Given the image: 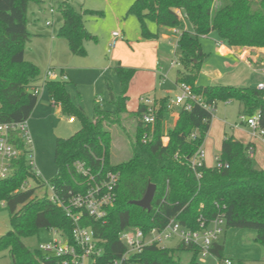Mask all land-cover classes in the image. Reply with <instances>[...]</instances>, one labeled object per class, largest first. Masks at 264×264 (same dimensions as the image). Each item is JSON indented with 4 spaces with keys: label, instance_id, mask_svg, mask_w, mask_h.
Returning <instances> with one entry per match:
<instances>
[{
    "label": "trees",
    "instance_id": "16d2710c",
    "mask_svg": "<svg viewBox=\"0 0 264 264\" xmlns=\"http://www.w3.org/2000/svg\"><path fill=\"white\" fill-rule=\"evenodd\" d=\"M39 1L0 0V117L5 121L29 119L39 101L35 90L42 79L40 68L25 57L26 44L32 37L27 28L28 7L30 2ZM60 11L64 22L58 35L67 40L73 54H85L84 41L94 36L86 28L84 15L101 13L79 12L70 0L61 2ZM128 13L139 18L143 37L148 40L158 38L162 28L182 30L177 41L182 65L177 83L190 85L207 104L238 100L241 114L253 116L259 112L264 127V91L251 86L197 84L206 56L201 36L217 31L229 46L264 48V0H134ZM147 20L157 23V32L148 29ZM186 21L193 25V33L185 29ZM112 71L120 80L121 91L115 93L110 80H106L105 86L115 108L106 109L96 104L93 116L74 103L66 81L50 80L46 85L53 102L59 104L65 114H72L82 122V127L72 136L57 139L55 162L59 170L49 180L55 192L67 200L87 186L88 179L75 169L79 161L91 167L95 174L108 170L119 174L116 200L109 207L106 219L94 221L84 217L83 220L95 230L104 247L98 264H108L125 253L127 247L120 239L124 229L137 227L145 232L163 229L173 218L197 229L201 215L211 220L223 214L226 227L253 229L255 241L264 246V168L255 166L249 153L250 145L225 133L219 155L225 165L194 167L191 160L206 140L213 112L192 103L191 109L182 107L175 125L164 131L169 112L168 98H164L157 101L160 109L156 122L146 125L142 120L143 104L135 111L128 109L130 84L137 69L118 63ZM125 115L136 123L132 155L112 164L113 137L109 127L121 124ZM74 116L71 117L75 119ZM146 133L150 135L147 141L144 140ZM14 142L21 150L20 157L14 162L13 174L0 179V201L8 207L11 222V229L0 237V256L8 252L12 264H65L66 259L43 255L38 249L32 251L24 242L41 228L62 230L73 242L74 223L48 195L38 197L36 188H22L29 177L38 186L46 185V181L29 165L23 140L16 137ZM150 184L157 188L148 211L131 201L142 199ZM179 250L193 252L188 264H203L198 260L199 249L182 242L176 247L147 245L133 260L136 264H185L176 255ZM212 252L221 260L224 244L217 241ZM68 264L73 263L68 261ZM235 264L251 263L239 259Z\"/></svg>",
    "mask_w": 264,
    "mask_h": 264
},
{
    "label": "rangeland",
    "instance_id": "374dc122",
    "mask_svg": "<svg viewBox=\"0 0 264 264\" xmlns=\"http://www.w3.org/2000/svg\"><path fill=\"white\" fill-rule=\"evenodd\" d=\"M62 1L40 0L39 2H30L28 7L27 28L30 33L37 35H32L31 42L29 41L26 44L25 57L39 66L42 76L39 101L28 121L34 139L35 167L44 181L53 179L59 170L55 162L57 139L68 138L82 127L81 120L72 114H65L61 106L53 102L47 87H44L45 80L52 78L48 74L49 71L57 75L59 79L56 80L67 82V89L72 100L76 105L82 106L89 116H93L96 104H101L106 109L115 108L110 101V92L106 88L105 82L110 80L114 92L120 93V80L112 71L113 66L118 63L137 69L129 89L131 100L128 109L131 111L138 109L140 95L142 94L150 97H154V95L162 97V92H169L168 99L171 102L180 92L175 85V79L182 66L178 65L176 68L171 69L172 62L176 57L179 60L181 55L178 42L174 38L171 41L162 40L161 36L155 40L145 39L139 18L135 14L128 13V9L134 0H70L79 12L94 10L101 13V15H84L86 28L94 38L88 37L85 39L86 53L83 55L73 54L67 40L58 35L59 28L64 22L60 11ZM52 9H54L55 14L54 12L51 14ZM47 19H50L51 24H46ZM187 23V25L185 23V29L191 31L193 25L190 21H187ZM147 26L152 32H157L159 28L157 23L152 20H147ZM114 31H121L123 37L113 49H110ZM216 34L219 35L218 32ZM147 41H156L158 50L155 49L157 44H147ZM252 54H259V59L264 60L263 50L256 48L252 50ZM156 58L159 63L158 69L155 64ZM206 61L209 62V59ZM228 75V78L234 77L233 75L230 76L229 73ZM245 75L244 73L242 79L247 77ZM199 76H202L201 72ZM203 77L205 76L203 75ZM242 81H228L226 79L219 82L233 86L254 87L256 85L252 80H250L251 82L241 83ZM100 96L103 98L101 102L99 101ZM175 106L167 113L164 131H167L174 124L175 115L178 113L177 108H174ZM240 107L241 103L238 100L219 101L213 112V119L217 117L219 122L225 120L228 123L226 128L229 133L232 132L234 126H242L246 129L248 126L242 124V118L239 114ZM71 116L75 117V122L70 121ZM126 116L121 124L109 127L113 137L111 146L112 164L127 160L132 155V142L135 139L136 123L135 119ZM214 127L215 131L211 136L213 142L208 144L205 150L202 149L204 150L207 166L216 165L215 156L220 155L219 147L214 143V140L223 128L219 123L215 124ZM25 187L36 188L38 197L45 195L50 197L52 195L49 186H38V183L31 177L23 183L22 188ZM10 229L9 209L3 201H0V237H3ZM55 236L60 237L59 234L55 235L48 228H41L37 234L26 237L24 242L32 251H35L41 242H49ZM255 236L256 231L253 229L225 227L224 233L219 238L225 246L224 257L220 260L214 254L207 257L199 254L198 260L203 264H225V259L230 257L234 264L239 259L246 261L251 259L249 261L251 264H263L264 246L255 241ZM179 243V239L173 238L164 240L161 245L176 247ZM251 245H258L261 248L260 255L256 253ZM176 255L180 257L183 263L188 264L193 257V252L179 250ZM85 263L89 264L90 259H86ZM0 264H12L8 252L0 256Z\"/></svg>",
    "mask_w": 264,
    "mask_h": 264
},
{
    "label": "built area",
    "instance_id": "2783aa9c",
    "mask_svg": "<svg viewBox=\"0 0 264 264\" xmlns=\"http://www.w3.org/2000/svg\"><path fill=\"white\" fill-rule=\"evenodd\" d=\"M54 12V9L51 10ZM48 24H51L49 21ZM121 31H114L112 33V40L110 42V49H113L122 39ZM179 63L178 58L172 62V65ZM51 79L45 80L44 87L50 80L59 79L52 71L48 72ZM41 86V85H40ZM40 86L35 90L39 95ZM179 94L175 99L169 102L167 100V108L172 109L174 104L186 109H191L192 103H199L211 112L217 107L214 102L212 104L205 103L192 90L191 86L186 83H177ZM257 88L264 91V76L258 82ZM99 101H103L100 96ZM140 103L145 106L142 113V120L146 125H154L157 118L158 110L160 109L154 97L141 96ZM242 123L245 122L252 129V135L264 140V127L260 123V114L256 112L253 116L242 114ZM75 119L70 118L73 122ZM195 136V135H194ZM21 138L27 149L28 163L33 167L38 176L40 173L36 170L34 160V139L30 130L29 121H5L0 117V179H6L14 172V162L20 157L21 150L14 142L15 138ZM150 138L149 134H145L144 140ZM249 153L253 156L254 149L249 148ZM205 154L201 149L193 156L192 165L202 166L205 164ZM216 165L223 167L225 164L216 157ZM75 169L88 179L87 186L83 189L71 194L67 200H64L58 195L53 185L46 181V185L52 190V195L49 197L54 203L62 207L66 214L73 219V242H71L62 230L51 228L50 230L59 234L60 237L55 236L49 242H41L38 250L46 256L64 258L65 264L71 261L73 264H86L85 260L90 259L89 264H98V259L104 253V247L101 239L96 236L95 230L84 223V217H90L94 221H104L108 215L109 207L113 206L116 200L115 188L119 181V174L108 170L102 174L101 171L96 174L83 162H77ZM200 177V174H198ZM199 227L192 229L184 225L179 219L173 218L163 229L153 228L145 232L141 228L128 227L120 233V239L125 243L127 249L125 253L119 257L114 258L108 264H136L133 257L141 253L147 245L158 244L162 246L164 240L177 238L180 242L197 247L200 254L204 257L213 254L212 248L224 233L226 227V220L223 214H219L211 220H206L204 216L198 218ZM225 264H234L230 258L225 259Z\"/></svg>",
    "mask_w": 264,
    "mask_h": 264
},
{
    "label": "crops",
    "instance_id": "0c3cea01",
    "mask_svg": "<svg viewBox=\"0 0 264 264\" xmlns=\"http://www.w3.org/2000/svg\"><path fill=\"white\" fill-rule=\"evenodd\" d=\"M51 14H53V13H51ZM54 14H55V11H54ZM49 21H50V19H47V21H46L47 25H48ZM187 24L188 23L186 21V25ZM181 32H182L181 29H175V28L165 29V28H162L161 32H159V33H160V36L162 37V40L171 41L172 38H174L177 42L179 39V36L181 35ZM191 32L192 33L194 32L193 27L191 29ZM216 32L217 31H212L211 33H209L207 35L201 36V43H202V47H203V50H204L206 56H205V60H204L203 66H202V70H201L202 76L198 77L197 84L210 85V84H215V83H221L219 81L226 80V79L228 81H235V80L242 81L244 79V78L242 79V76H244V73H245L246 74L245 76H247V77L241 83L252 80V81H254V83H256V85L254 87H257L258 82L264 76V60L259 59V54H257V55L252 54V50H254L256 48L251 49L248 47L242 48L240 46H229L225 40H223L219 35L216 34ZM32 35L34 36L37 34L33 33ZM152 40H155V39H152ZM30 42H31V40H30ZM146 43L147 44H157L156 45L157 47H155V49L158 50V43H156V41H152V42L147 41ZM259 49L264 51V48H259ZM207 59H209V62L206 61ZM220 60L222 62H219ZM155 64L157 65V69H158L159 63H158L157 58H156ZM156 65H154V67H156ZM178 65H181L180 60H179L178 64L172 65L171 69L176 68ZM127 67H129V66H127ZM178 73H179V71H178ZM178 73H177L176 79H175V81H176L175 85H176L177 89H178V86H177ZM228 73L230 74V76L233 75L234 77L228 78L229 77ZM203 75L205 77H203ZM41 78H42V76H41ZM202 81H205V82H202ZM201 82H202V84H201ZM39 83H40V81H39ZM221 84H223V83H221ZM226 85H230V84H226ZM141 96H143V94L140 95V97ZM169 96H170L169 92L168 93L162 92V97H157L154 95V98L156 99V101H159L160 99L169 98ZM130 97H131V95H130ZM130 100H131V98H130ZM174 108H177L178 113L175 115V121H174L173 126L175 125V123L178 119L179 111H180L181 107L175 106ZM241 110H242V106L240 107V110H239L240 115H242ZM169 111H170V109H169ZM213 120L214 121L211 124V128L208 132L206 140L202 146V149H204V150L208 144L213 142V139L211 138V136L214 134L215 124L219 123L220 126H222V128H223V130H221V132L218 133V135L215 137L216 140H214V143L219 147V150H221V146H222L223 140L225 138V133H229V132H227V128H226V125H228V123L225 120H224V122L223 121L219 122V119L217 117H214ZM73 122H75V120ZM242 124L245 126H248V128L245 129L242 126L241 127L234 126V127H232V132L229 134L234 135L237 139L244 142L245 144H249L250 145L249 148L254 149V153H253L252 157L254 159L255 166L258 168H264V140L259 138V137H254L252 135V129L249 125H247V123L243 122ZM219 154H220V152H219ZM218 156L219 155H216L215 157H218ZM205 164H206V160H205ZM210 166H212V165H210ZM218 241L220 242V240H218ZM251 246L256 251V253L258 255H260L261 248L258 245H251ZM224 249H225V246H224ZM255 257H257V256H255ZM254 259H257V258H254ZM254 259H252V260H254ZM248 261H251V259L250 260L248 259Z\"/></svg>",
    "mask_w": 264,
    "mask_h": 264
},
{
    "label": "water",
    "instance_id": "95a60500",
    "mask_svg": "<svg viewBox=\"0 0 264 264\" xmlns=\"http://www.w3.org/2000/svg\"><path fill=\"white\" fill-rule=\"evenodd\" d=\"M156 188L157 186L155 184H150L144 197L140 200H133L131 203L150 211L152 208V201L156 193Z\"/></svg>",
    "mask_w": 264,
    "mask_h": 264
}]
</instances>
